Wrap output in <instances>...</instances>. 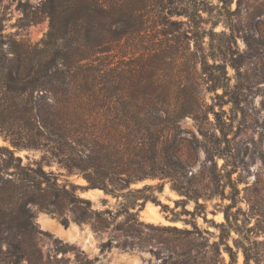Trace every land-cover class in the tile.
I'll list each match as a JSON object with an SVG mask.
<instances>
[{
    "label": "rangeland",
    "instance_id": "obj_1",
    "mask_svg": "<svg viewBox=\"0 0 264 264\" xmlns=\"http://www.w3.org/2000/svg\"><path fill=\"white\" fill-rule=\"evenodd\" d=\"M53 1L0 0L3 36L29 44L39 42L48 31L47 13L52 11L51 6L55 9L58 4L68 2ZM75 1L79 4L72 13L99 18L98 9L93 12L85 9L91 2H97L107 5L112 21L106 46L108 52L100 55V58L109 57L111 69L112 186L118 188L124 181L137 179L139 181L130 185L131 190L160 185L162 191L155 192V196L168 211L148 201L135 210L137 219L129 218L125 223L123 216H115L101 233H96L89 223L74 221V210L70 205L61 207V215L33 206L36 225V218L40 221L45 215L65 230L61 219L66 217L68 229L74 226L77 230V237L70 240L68 236L38 227L47 234L39 242L44 258L50 257V264L53 263L54 250L62 248L55 242L58 240L62 245L75 248H62L64 253L56 254L57 258L63 257L70 262L81 252L94 260L93 264H126L127 258H133L136 264H229L224 245L220 255L209 247L218 241L222 232L223 243L231 249L235 264H244L245 260L249 264H264V12L260 11L264 10V0ZM183 12L190 14V22L187 17L180 16ZM70 13L69 10L61 13V26L66 24ZM33 20L35 23H30ZM195 22H201L199 29L210 35L196 39L191 28ZM257 22H262V26L256 25ZM202 55L207 58L205 62ZM214 63L225 69L228 97L222 96V90H217L216 95L206 90L211 83L209 74H217L210 68ZM202 69L209 73L200 75ZM119 76L123 80V90L118 89ZM147 82L152 84L150 98L157 102V111L162 110L154 113L155 118L149 120V126L172 133L168 144L149 154V162L142 157L143 145L132 149L134 139L129 133L130 129L141 127L145 122H132L127 116L126 123L119 125L115 118L120 110L127 114L132 110L131 98L141 96ZM132 84L136 86L129 87ZM196 84L205 107L210 110L208 119L214 122L212 112H215L228 125L226 142H215V132L210 126V141H205L197 134L189 116L178 118L177 113H171L175 104L181 101L180 92ZM231 95L237 99L234 107L228 103ZM1 112L0 147L14 150L23 166L39 164L46 172H53L58 184L68 181L77 186L86 185L77 171L70 174L64 169L59 163L63 156L52 149L53 144L38 136V130L31 125L23 128L20 122L11 128L10 120L5 121L8 115ZM167 119L169 123L164 122ZM7 128L15 135L5 132ZM192 132L196 134L197 142L192 140ZM11 139L20 146L33 143L34 147L15 149ZM176 144L182 161L189 164L188 171L179 170L173 179L162 178L161 172L167 170L166 154L172 152ZM218 152L224 157L214 156ZM123 170L130 173L125 174ZM180 185L193 192L201 206L199 212L205 209L206 222L203 215L192 217L185 213L193 211V203L175 208L174 201L184 200L175 191ZM78 193L82 198L90 199L95 208H101L100 200L106 199L113 213L121 210V203L127 202L104 196L99 190ZM215 193H222L223 198ZM107 242L110 248L102 251L101 245ZM130 243L140 244L141 249L122 250L119 247Z\"/></svg>",
    "mask_w": 264,
    "mask_h": 264
},
{
    "label": "trees",
    "instance_id": "obj_2",
    "mask_svg": "<svg viewBox=\"0 0 264 264\" xmlns=\"http://www.w3.org/2000/svg\"><path fill=\"white\" fill-rule=\"evenodd\" d=\"M78 4L75 0H68L66 4H58L55 9L52 5V11L47 13L48 31L36 44H29L24 40L16 41L11 37L6 38L3 36L0 22V110L3 115H8L5 121L10 120L11 128L13 124L17 126V122H20L23 128L31 125L38 130V136L44 137L45 141L53 144L52 149L63 156L59 163L64 169L70 174L77 171L86 181L85 186H77L68 181L58 184L57 176L53 172H46L39 164L23 166L21 158L15 155L14 150L0 147V264H50V257L45 259L39 246L40 238L47 234L36 225L31 209L33 206L61 215V207L65 204L70 205L74 210V221L78 224L89 223L96 233H101L106 228L107 222L115 216H123L125 223L129 218L137 219L135 210L148 201L168 211L167 206L155 196V192L162 191L160 185H145L141 189L131 190L130 185L134 184L133 181H139L137 179L124 181L123 185L117 186L118 188L112 186L111 69L108 64L109 57L100 58V55L108 52L106 46L110 40L109 27L112 21L107 5L91 2L85 6L87 12L98 9L100 17L96 18L93 15L80 17L72 13ZM65 10L71 13L66 24L61 26V13ZM260 11L264 12V10ZM181 15L187 17L190 22L189 13L183 12ZM256 15L258 16L259 13ZM30 23H35V20ZM200 23L195 22L191 28L195 38L202 40L210 34L199 29ZM255 24L262 26V22ZM228 29L232 34V27L229 26ZM203 58L205 62L207 58L202 55L201 59ZM210 68L215 69L217 74H209L211 83L206 90L215 95L217 90H222V96L228 97L224 67L214 63ZM207 73L209 72L202 69L199 74L204 76ZM117 84L118 89L123 90L121 78ZM134 86L136 85H129V87ZM142 88L141 96L131 98L132 110L128 114L120 110L115 118L120 122L119 125L126 123L127 116L132 122H142V124L145 122L141 127L130 129L129 133L134 139L132 149L134 147L136 150V147L143 145L142 157L149 162L151 161L149 154L168 144L172 133L171 130L149 126V120L155 118L154 113L162 110L157 111V102L150 98L153 94L149 90L152 84L147 82ZM180 97L181 101L175 104L171 113H177L178 118L189 116L194 122L197 134L205 141H210L208 126L215 132V142L227 141L228 125L215 112H212L214 122L208 119L210 110L205 107L197 84L185 92H180ZM228 103L234 107L237 99L231 95ZM169 121L164 120L167 123ZM4 131L10 133L9 135H15L9 128ZM216 132L219 135H216ZM190 136L197 142L195 133H190ZM10 143L15 149L34 147L33 143L20 146L21 144L14 139H11ZM178 149L179 145L176 144L172 152L164 157L168 162L167 170H163L160 174L162 178L173 179L179 174V170L187 173L189 164H184ZM214 156L224 157L219 152ZM207 160L212 161L211 158ZM123 171L125 174L130 173L128 170ZM147 177L153 179L156 176ZM93 190L101 191L104 196L122 198L127 202L121 203V210L115 213L108 208L106 199L100 200L101 208H95L90 199L82 198L78 193V191L83 193ZM175 191L184 198L182 202L174 201L175 208L179 206L184 208L187 204L193 203L192 212L183 211L192 217L203 215V220L207 221L204 215L205 209L204 212H199L201 206L187 186L180 185ZM214 195L223 198L222 193ZM61 223L67 227V218L62 217ZM220 233L218 241L213 242L209 247L220 255V249L224 245L223 250L229 256V264H235V257L227 244L223 243L224 237L222 232ZM55 242L62 248L75 250L74 247L62 245L58 240ZM119 247L122 250L141 249L138 243L123 244ZM62 248L54 251L56 254L64 253ZM109 248L108 242L101 245L102 251ZM56 254L52 256L51 264H93L94 262L81 252L75 254L73 262L69 259L64 260L63 257L57 258ZM244 264L249 263L245 260Z\"/></svg>",
    "mask_w": 264,
    "mask_h": 264
},
{
    "label": "bare ground",
    "instance_id": "obj_3",
    "mask_svg": "<svg viewBox=\"0 0 264 264\" xmlns=\"http://www.w3.org/2000/svg\"><path fill=\"white\" fill-rule=\"evenodd\" d=\"M152 208L155 209L157 207L152 206ZM39 222L43 228H47L49 230H52L53 232H55L59 236H68V238L70 240L77 237V230L75 229L74 226H72V228H70V229L67 228L66 230H63L59 224H57L56 222H54L52 219H50L49 217H47L45 215H43L40 218ZM125 262H126V264H136V261L133 258L125 259Z\"/></svg>",
    "mask_w": 264,
    "mask_h": 264
},
{
    "label": "water",
    "instance_id": "obj_4",
    "mask_svg": "<svg viewBox=\"0 0 264 264\" xmlns=\"http://www.w3.org/2000/svg\"><path fill=\"white\" fill-rule=\"evenodd\" d=\"M36 222H37L38 227H39L40 229H43L42 225H41L40 222H39L38 217L36 218ZM68 227H69V226H68ZM68 227H63V228L66 230ZM67 241H69V240H67Z\"/></svg>",
    "mask_w": 264,
    "mask_h": 264
}]
</instances>
